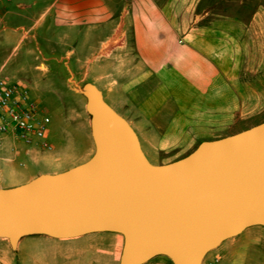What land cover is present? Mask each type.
Masks as SVG:
<instances>
[{
  "label": "rangeland",
  "instance_id": "374dc122",
  "mask_svg": "<svg viewBox=\"0 0 264 264\" xmlns=\"http://www.w3.org/2000/svg\"><path fill=\"white\" fill-rule=\"evenodd\" d=\"M99 1L108 17L97 23L101 12L94 11L83 22L80 29L91 34L86 43L66 27L56 31L51 50L0 42V75L26 86L50 117L52 148L27 162L29 170H57L92 155L85 97L73 89L86 82L136 128L151 162L180 158L202 140L264 121V0H177L174 9L183 14L174 17L147 10L165 0ZM43 52L56 59L44 61ZM41 62L46 70L36 67ZM26 148L13 136L0 143L3 183L26 171ZM107 248L106 242L41 234L24 236L12 248L0 237V264H112ZM214 256L223 264H264V227L224 240L201 264Z\"/></svg>",
  "mask_w": 264,
  "mask_h": 264
},
{
  "label": "water",
  "instance_id": "95a60500",
  "mask_svg": "<svg viewBox=\"0 0 264 264\" xmlns=\"http://www.w3.org/2000/svg\"><path fill=\"white\" fill-rule=\"evenodd\" d=\"M73 89L85 97L94 151L65 170L0 187V237L12 248L27 235L111 231L123 237L118 264L158 255L201 264L224 240L264 227V121L153 163L97 85Z\"/></svg>",
  "mask_w": 264,
  "mask_h": 264
},
{
  "label": "crops",
  "instance_id": "0c3cea01",
  "mask_svg": "<svg viewBox=\"0 0 264 264\" xmlns=\"http://www.w3.org/2000/svg\"><path fill=\"white\" fill-rule=\"evenodd\" d=\"M95 1V2H94ZM177 0H165L164 4L160 5H150L147 10L159 11V12H167L171 13V16H177L183 14V10L174 9L173 2ZM84 3L83 6L78 7L77 3ZM85 2H87L85 6ZM95 12H101V16L99 18H94L95 22L103 23V20L108 17V11L103 5L100 4L99 0H0V23H2V27L0 28V42H6L9 40L14 41L15 46L27 43L34 42L35 47L39 50H47L53 49V46H49L48 44L54 43L56 41L55 35L56 31L60 28L66 27L69 32L73 31L75 34L81 35V42L86 43L89 38L90 31L83 30V22L90 19V16L94 15ZM165 14V13H163ZM77 16V18L75 17ZM80 15V16H79ZM62 24V26H61ZM88 23L85 24V28L88 27ZM79 29V30H78ZM74 34V33H73ZM105 37H108V34H105ZM104 38H99L100 45L104 43ZM85 47V46H84ZM71 51L73 48H70ZM78 49V47L74 48ZM31 48H27L26 53L29 54ZM45 53V52H43ZM50 53V52H49ZM44 61L55 60L56 56L54 54H42ZM46 63L41 62L36 67H41L46 70ZM126 118V117H125ZM127 119V118H126ZM128 120V119H127ZM132 125V124H131ZM133 126V125H132ZM136 130V128L133 126ZM142 148L144 146L142 137L139 132L136 130ZM11 136L8 134H0V143L4 140L5 137ZM90 138V147L92 145V138ZM162 140V139H160ZM146 143H150L149 140ZM162 144V145H161ZM160 145L163 147V142ZM25 149V162L23 161L22 166H24L25 172L20 173L17 177L11 179L8 183L2 182V176L0 172V187H10L14 185H18L23 183L39 173L43 172H58L65 170L69 167H72L78 163H81L87 160L90 156L88 155L84 160L70 164L67 167L46 171V170H37L31 171L28 167H26L28 163L37 162L41 158V151L37 147L33 145H26ZM143 148V151L145 152ZM146 154V152H145ZM147 156V155H146ZM174 160V158H170L168 160H157L153 163H165ZM72 240H81L86 239L88 241L98 243V242H106L109 249L110 259L112 264L119 263V257L121 253V248L123 244V237L121 234L111 231H97L83 234L81 236L70 238ZM159 264H169L168 261L161 260Z\"/></svg>",
  "mask_w": 264,
  "mask_h": 264
},
{
  "label": "built area",
  "instance_id": "2783aa9c",
  "mask_svg": "<svg viewBox=\"0 0 264 264\" xmlns=\"http://www.w3.org/2000/svg\"><path fill=\"white\" fill-rule=\"evenodd\" d=\"M50 117L42 105L30 96L26 86L0 75V134L11 135L26 145L51 150L48 139ZM205 264H223L214 256Z\"/></svg>",
  "mask_w": 264,
  "mask_h": 264
},
{
  "label": "trees",
  "instance_id": "16d2710c",
  "mask_svg": "<svg viewBox=\"0 0 264 264\" xmlns=\"http://www.w3.org/2000/svg\"><path fill=\"white\" fill-rule=\"evenodd\" d=\"M155 257H157V256H155ZM155 257H153V258H155ZM166 261H168V263L169 264H171V262L169 261V259L168 258H166V257H163ZM152 259H150L149 261H147V262H145L144 264H146V263H148V262H150Z\"/></svg>",
  "mask_w": 264,
  "mask_h": 264
}]
</instances>
